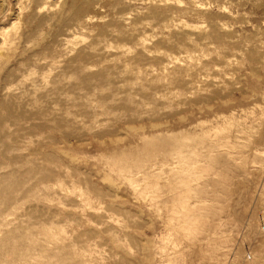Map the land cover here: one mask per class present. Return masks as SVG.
Listing matches in <instances>:
<instances>
[{"label": "rangeland", "instance_id": "1", "mask_svg": "<svg viewBox=\"0 0 264 264\" xmlns=\"http://www.w3.org/2000/svg\"><path fill=\"white\" fill-rule=\"evenodd\" d=\"M8 101L0 264H264V0H0Z\"/></svg>", "mask_w": 264, "mask_h": 264}, {"label": "bare ground", "instance_id": "2", "mask_svg": "<svg viewBox=\"0 0 264 264\" xmlns=\"http://www.w3.org/2000/svg\"><path fill=\"white\" fill-rule=\"evenodd\" d=\"M74 11H76L75 9H74ZM78 11H80V10H78ZM74 13V12H73ZM76 14V13H75ZM78 15V14H77ZM7 33V32H6ZM3 111H4V114L2 115V117H0V126H3L4 125V123H5V121H7V120H14L15 122L16 121H18L19 120V118H21V119H23L25 116L24 115H22V114H18V113H16L14 110H15V105H14V103L12 102V101H8V102H6L4 105H3ZM20 119V120H21ZM30 120H32V118H30ZM10 123V122H9ZM8 123V124H9ZM12 124V126L14 125L13 123H11ZM29 125V124H28ZM11 126V125H10ZM17 126V125H16ZM38 128H39V126H38ZM41 129V128H40ZM39 129V130H40ZM14 131V130H13ZM18 132V131H17ZM47 158V159H46ZM42 159H43V157H42ZM45 160L47 161L48 160V162H50V163H52L54 160L53 159H51V157L50 156H45ZM48 169V168H47ZM40 171V170H39ZM37 172L36 171V173H30V176L33 178V179H42V178H44L45 177V174H44V169L41 171V172ZM3 180V179H2ZM15 184V183H14ZM13 186V185H12ZM16 187H18V189L19 190H22V184H20V183H18L17 185H16ZM2 189H3V187H2ZM9 202V201H8ZM6 203V202H5ZM7 204V203H6ZM4 206V205H3ZM9 207V206H8ZM3 209H5V208H3ZM5 210H7V209H5ZM10 237V236H9ZM3 238H8V235H7V233L6 234H4L3 235ZM9 247V246H8ZM3 249V248H2Z\"/></svg>", "mask_w": 264, "mask_h": 264}]
</instances>
